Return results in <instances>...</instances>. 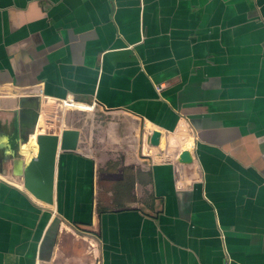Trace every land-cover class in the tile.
<instances>
[{
	"label": "crops",
	"instance_id": "obj_1",
	"mask_svg": "<svg viewBox=\"0 0 264 264\" xmlns=\"http://www.w3.org/2000/svg\"><path fill=\"white\" fill-rule=\"evenodd\" d=\"M27 98L79 130L52 204ZM0 130V264H264V0H0Z\"/></svg>",
	"mask_w": 264,
	"mask_h": 264
},
{
	"label": "water",
	"instance_id": "obj_2",
	"mask_svg": "<svg viewBox=\"0 0 264 264\" xmlns=\"http://www.w3.org/2000/svg\"><path fill=\"white\" fill-rule=\"evenodd\" d=\"M41 103L37 98H27L20 103L18 124L28 129L30 134L35 133L36 153L28 160L20 152L9 151L3 161L1 171L8 173L12 178L20 179L22 186L35 199L46 204L53 203L54 175L56 156L59 151H69L76 148L79 130L75 128H61L58 120L40 115ZM29 134V136H30ZM160 133L154 130L150 136L151 145L159 143ZM191 154L184 149L177 153L179 163L191 162ZM71 264H93L74 262Z\"/></svg>",
	"mask_w": 264,
	"mask_h": 264
},
{
	"label": "built area",
	"instance_id": "obj_3",
	"mask_svg": "<svg viewBox=\"0 0 264 264\" xmlns=\"http://www.w3.org/2000/svg\"><path fill=\"white\" fill-rule=\"evenodd\" d=\"M60 102L63 104V105H75L77 104L76 102L72 101V99L70 98H66V99H62L60 100ZM90 109H92L94 112L96 113H100L102 112V108L101 106L95 104V103H91L89 106H88Z\"/></svg>",
	"mask_w": 264,
	"mask_h": 264
},
{
	"label": "bare ground",
	"instance_id": "obj_4",
	"mask_svg": "<svg viewBox=\"0 0 264 264\" xmlns=\"http://www.w3.org/2000/svg\"><path fill=\"white\" fill-rule=\"evenodd\" d=\"M31 135H34V136H35V133H32V134H30V136H31ZM30 136H29V137H30ZM29 137H28V139H29ZM27 141H28V140H27ZM26 143H27V142H26ZM26 143H24V144H23V146H22V150H21V151H22V153H23V149H24V147H25ZM34 147H35V149H36V142H35V145H34ZM24 155H26V156H27V155H30V153H28V154H24ZM29 157H30V156H29ZM29 157H27L26 159H29Z\"/></svg>",
	"mask_w": 264,
	"mask_h": 264
},
{
	"label": "flooded vegetation",
	"instance_id": "obj_5",
	"mask_svg": "<svg viewBox=\"0 0 264 264\" xmlns=\"http://www.w3.org/2000/svg\"><path fill=\"white\" fill-rule=\"evenodd\" d=\"M0 133H3L1 130H0ZM26 146L24 147L23 151L25 150ZM34 150V149H33ZM32 151L30 152H26L25 154H28V153H31Z\"/></svg>",
	"mask_w": 264,
	"mask_h": 264
},
{
	"label": "rangeland",
	"instance_id": "obj_6",
	"mask_svg": "<svg viewBox=\"0 0 264 264\" xmlns=\"http://www.w3.org/2000/svg\"><path fill=\"white\" fill-rule=\"evenodd\" d=\"M62 106H64L63 104H62ZM28 130V129H27ZM27 134H28V137H29V134H30V132H29V130L27 131ZM27 142V141H26ZM26 142H24V143H26ZM23 143V144H24ZM22 145V144H21ZM23 146V145H22Z\"/></svg>",
	"mask_w": 264,
	"mask_h": 264
}]
</instances>
